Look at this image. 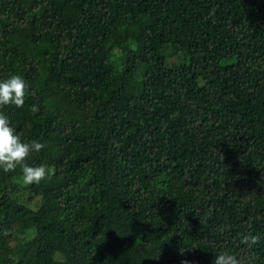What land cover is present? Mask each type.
I'll use <instances>...</instances> for the list:
<instances>
[{
  "label": "trees",
  "instance_id": "obj_1",
  "mask_svg": "<svg viewBox=\"0 0 264 264\" xmlns=\"http://www.w3.org/2000/svg\"><path fill=\"white\" fill-rule=\"evenodd\" d=\"M13 74L0 264H264V0H0Z\"/></svg>",
  "mask_w": 264,
  "mask_h": 264
},
{
  "label": "clouds",
  "instance_id": "obj_2",
  "mask_svg": "<svg viewBox=\"0 0 264 264\" xmlns=\"http://www.w3.org/2000/svg\"><path fill=\"white\" fill-rule=\"evenodd\" d=\"M28 83L18 74L11 75L8 79L0 80V108L6 105H15L22 108L25 105ZM33 114L38 113L39 105L30 108ZM22 134L17 132L11 125L8 116L0 111V168L5 172H14L19 167L22 170L23 183L29 185L39 184L42 180L50 179L54 170L46 165L30 166L27 159L33 152H40L45 144L32 140L25 142L21 139ZM260 237L256 235L245 236L242 243L249 246L256 244ZM183 264H191L183 261ZM214 264H241L235 255L221 252L215 257Z\"/></svg>",
  "mask_w": 264,
  "mask_h": 264
}]
</instances>
